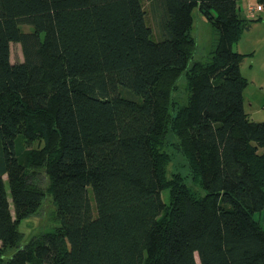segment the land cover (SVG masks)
Here are the masks:
<instances>
[{
    "label": "trees",
    "instance_id": "obj_1",
    "mask_svg": "<svg viewBox=\"0 0 264 264\" xmlns=\"http://www.w3.org/2000/svg\"><path fill=\"white\" fill-rule=\"evenodd\" d=\"M194 10L217 34L204 60ZM240 13L239 0H0V264H264V121L247 116L233 49L262 16ZM170 126L202 193L164 179ZM44 179L60 224L23 243Z\"/></svg>",
    "mask_w": 264,
    "mask_h": 264
},
{
    "label": "rangeland",
    "instance_id": "obj_2",
    "mask_svg": "<svg viewBox=\"0 0 264 264\" xmlns=\"http://www.w3.org/2000/svg\"><path fill=\"white\" fill-rule=\"evenodd\" d=\"M145 6L149 9V0H144ZM241 6V15L248 16L247 8L249 5L259 6L258 0H239ZM262 19L252 22L250 28L242 33L240 39L233 45V49L243 55L241 63V72L247 78L248 83L244 88L245 109L250 120L264 121V11L260 10ZM249 17V16H248ZM150 24L156 29L152 14L148 13ZM24 30L29 29V25H23ZM193 37L196 39V48L194 60L206 59L210 52L214 49L217 34L212 25L203 18L196 10H194V24L192 27ZM154 38L158 39L154 32ZM24 58L20 43H12V59L19 61ZM188 98V87L186 76L183 75L176 86L174 99L178 107L185 104ZM161 168L164 174L166 183H169L172 178L180 176L187 184L199 193L203 190L200 188V183L191 162L180 145V141L172 126L167 132V135L160 146ZM24 147L20 144V151ZM5 185L9 192L7 183V175H3ZM42 185L45 189V197L42 206L35 214L22 220L19 228L22 231L23 243L27 242L31 236L45 230H51L60 224L57 216V204L51 193L47 190L48 185L43 180ZM163 198L169 201V188L166 187L162 193ZM11 198V196H10ZM13 211V207H12ZM253 217L264 228V208L253 213Z\"/></svg>",
    "mask_w": 264,
    "mask_h": 264
},
{
    "label": "built area",
    "instance_id": "obj_3",
    "mask_svg": "<svg viewBox=\"0 0 264 264\" xmlns=\"http://www.w3.org/2000/svg\"><path fill=\"white\" fill-rule=\"evenodd\" d=\"M260 10H262V6L259 5L258 7L254 5H249L247 8L248 16H255Z\"/></svg>",
    "mask_w": 264,
    "mask_h": 264
}]
</instances>
